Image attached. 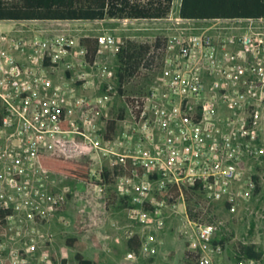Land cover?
Returning a JSON list of instances; mask_svg holds the SVG:
<instances>
[{
  "label": "built area",
  "instance_id": "built-area-1",
  "mask_svg": "<svg viewBox=\"0 0 264 264\" xmlns=\"http://www.w3.org/2000/svg\"><path fill=\"white\" fill-rule=\"evenodd\" d=\"M113 21L143 35L121 42L114 33L98 34V56L107 50L116 56L128 42L148 46L131 78L138 91H126L124 82L120 94L116 71L89 62L86 48L75 51L68 35L24 38L22 30H0V213L8 212L0 224L33 220L63 204L67 192L48 190L55 174L40 159L74 152L92 162L90 178L99 187L105 168L111 170L116 194L132 204V222L162 231L179 215L197 264H213L224 250L214 245L221 225L214 211L221 205L235 213L264 183L249 164L264 162V18L193 20L173 4L166 18ZM152 23L159 32L145 33ZM96 69L105 83L100 93L78 95V86L93 85ZM116 100V116L105 117ZM36 239L26 253L36 250ZM141 242V254L157 253L153 230ZM20 253L12 252L13 264Z\"/></svg>",
  "mask_w": 264,
  "mask_h": 264
},
{
  "label": "rangeland",
  "instance_id": "rangeland-1",
  "mask_svg": "<svg viewBox=\"0 0 264 264\" xmlns=\"http://www.w3.org/2000/svg\"><path fill=\"white\" fill-rule=\"evenodd\" d=\"M179 1L176 0L175 10L178 8ZM160 26L149 24L147 27L151 30L145 33L155 34L159 32L156 28ZM134 28V26H126L113 20L0 23L1 31L14 33L15 30H22V33L17 34L24 38L45 34L68 35L73 41L75 51L81 50L82 38L96 37L104 32L114 33L121 42L126 41L130 36L143 35L142 31ZM96 61L99 65L108 64L113 71L116 70L118 64L117 56L110 50L99 55ZM86 70L89 71V68ZM94 73L93 85L87 90H82L77 84L78 95L93 99L100 93L99 86L101 88L104 86V78L97 69ZM60 74L64 75V72ZM132 86L133 83L127 84L128 89H132ZM117 104L118 101L105 111V117L116 116ZM91 114L95 116V111H91ZM80 115H76V118L79 119ZM73 158L85 160L80 157ZM249 164L253 165L252 172L258 171L260 175H264V162L262 166L255 165V162H249ZM248 178L249 175L247 180ZM259 186L261 187L259 193L255 191L249 199L242 201L235 213L225 210L221 205L214 211L216 218L221 221L216 237L219 239L224 236L229 237V241L225 243L221 253L215 254L213 264H240L241 261L251 264L249 260L236 261L235 254L240 244H254L264 253V183ZM48 190L54 194L67 192L64 203L57 206L53 212H46L43 216H37L33 220L26 221L24 216L11 221L4 220L0 224V264L7 262L13 264L16 259L11 254L17 250H21V253L16 264H61L62 259H67L68 264H78L75 260L77 251L66 245V239L75 236L88 243V249L83 253L84 258L93 260L95 253L98 252L101 257L100 264H187V252L192 255L191 264H197L196 253L190 249L187 240L180 235L181 221L177 214L170 216L165 230L148 229L130 220L129 210L121 206L114 185L99 187L95 181H92V185H88L65 176L54 175L53 183L49 184ZM189 198L192 202L193 198L191 196ZM78 218H80L79 223ZM252 223H254V228H252ZM79 229L82 232L81 235H79ZM151 230L155 232L159 240L157 253L145 256L140 253V248L137 257L128 259V253L132 252L127 246L128 239L138 234L141 240H144ZM39 235L44 237L39 238ZM31 236L37 238L36 250L26 253ZM92 236L97 238L100 249L96 248ZM22 260H25V263H22ZM254 263L264 264V259L262 262L255 261Z\"/></svg>",
  "mask_w": 264,
  "mask_h": 264
},
{
  "label": "trees",
  "instance_id": "trees-1",
  "mask_svg": "<svg viewBox=\"0 0 264 264\" xmlns=\"http://www.w3.org/2000/svg\"><path fill=\"white\" fill-rule=\"evenodd\" d=\"M174 0H0V21L3 22H34V21H65V22H104L110 20L137 18V19H161L166 18L172 11ZM179 14L183 18L193 20H211L217 18H264V0H181ZM81 45L87 50V59L93 63L98 58V44L95 37L81 39ZM149 51L148 46H141L128 42L127 47L121 48L117 53L118 64V90L122 94L124 82L133 83L130 91H138V82H132L137 70ZM128 88H126L127 91ZM123 111L118 118H122ZM116 122L111 121L109 131L113 132ZM71 157L45 156L40 159L41 165L55 175L92 185L90 160H78ZM252 179L257 184L259 176L254 174ZM98 183V182H97ZM100 183V182H99ZM104 186L114 185L110 169L103 172ZM261 187L258 185L256 193ZM122 207L128 208L132 204L126 197H119ZM8 212L0 213L4 218ZM78 223L80 218H78ZM78 228V226H76ZM254 228V223H252ZM79 229V235H81ZM92 241L97 249H100L98 240L92 236ZM229 237L215 238L214 245H225ZM66 245L77 251L75 260L78 264H100L101 257L97 252L93 260L84 258L83 253L88 249V243L80 240L77 236L66 239ZM129 251L139 253L141 238L138 234L127 241ZM187 264H191V254L187 252ZM53 259L54 256H53ZM236 261L252 260L262 262L264 253L257 249L254 244H240L235 254ZM6 264H10L7 262ZM61 264H68L67 259H62Z\"/></svg>",
  "mask_w": 264,
  "mask_h": 264
},
{
  "label": "crops",
  "instance_id": "crops-1",
  "mask_svg": "<svg viewBox=\"0 0 264 264\" xmlns=\"http://www.w3.org/2000/svg\"><path fill=\"white\" fill-rule=\"evenodd\" d=\"M176 4V0H174V5ZM180 5H181V0L179 1V3H178V8H177V10H179L180 9ZM119 241V240H118ZM117 243H119V242H117Z\"/></svg>",
  "mask_w": 264,
  "mask_h": 264
}]
</instances>
